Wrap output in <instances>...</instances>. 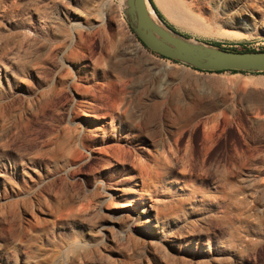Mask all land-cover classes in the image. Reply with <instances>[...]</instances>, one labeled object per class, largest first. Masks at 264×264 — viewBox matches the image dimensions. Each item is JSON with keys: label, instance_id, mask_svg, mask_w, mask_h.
<instances>
[{"label": "rangeland", "instance_id": "rangeland-1", "mask_svg": "<svg viewBox=\"0 0 264 264\" xmlns=\"http://www.w3.org/2000/svg\"><path fill=\"white\" fill-rule=\"evenodd\" d=\"M153 1L198 42H264V0H178L183 19ZM123 7L0 0V264H264V74L160 57ZM118 185L160 233L111 222Z\"/></svg>", "mask_w": 264, "mask_h": 264}, {"label": "water", "instance_id": "water-1", "mask_svg": "<svg viewBox=\"0 0 264 264\" xmlns=\"http://www.w3.org/2000/svg\"><path fill=\"white\" fill-rule=\"evenodd\" d=\"M149 10L157 21L152 19ZM155 10L149 0H124L125 18L149 50L193 66L197 70L264 72V50H230L198 42L169 27Z\"/></svg>", "mask_w": 264, "mask_h": 264}, {"label": "bare ground", "instance_id": "bare-ground-1", "mask_svg": "<svg viewBox=\"0 0 264 264\" xmlns=\"http://www.w3.org/2000/svg\"><path fill=\"white\" fill-rule=\"evenodd\" d=\"M159 2L161 3L163 9L166 11V13H168L169 15L173 16H178L180 18L183 19L182 16H180L177 13V8H178V0H159ZM72 13L74 14V16L76 18H83L84 14L81 10L79 9H74L72 10ZM150 16L152 17V19L154 21H157V19L154 17V14H152L151 10H149ZM192 42V41H189ZM94 65V64H93ZM93 65L90 63H86V65H84V67L86 69H90V70H94L96 71L97 69L95 67H93ZM114 102V104H113ZM112 102L114 109L117 111V108L119 106L120 102H116L115 100ZM83 105L85 107V110L83 111L82 117L84 118V120L87 123H91L96 117L95 114H93V112L91 111L92 109V105L93 102L92 100H90L89 98H85L83 101ZM94 107V106H93ZM121 108V107H120ZM97 123V122H96ZM0 179H7V173H1L0 174ZM110 197H108V199H112L113 197L116 198H125V197H132L131 199L129 198L126 202L121 203L120 206H116L117 208H120L121 210L117 211L116 213H114L116 216L115 217H111V222H113V224H122L127 222L128 227H132L135 232L137 233V235H144V236H148V234L152 233V232H156L160 233L161 227L160 225L157 224L156 220H157V216L154 212H156V207L155 205L152 203L153 202V198L151 196H147V197H138V191L135 189H129L127 187H124L123 185H118L112 189L109 190ZM137 199V200H136ZM141 199V200H140ZM139 200V201H138ZM134 201H138V206H135V203H133ZM139 205H143V207H139ZM113 241V240H112ZM169 243L171 242V238L168 240ZM188 254H191L189 251ZM210 261L216 262V257L213 255H209L208 256Z\"/></svg>", "mask_w": 264, "mask_h": 264}, {"label": "trees", "instance_id": "trees-1", "mask_svg": "<svg viewBox=\"0 0 264 264\" xmlns=\"http://www.w3.org/2000/svg\"><path fill=\"white\" fill-rule=\"evenodd\" d=\"M150 1V3L152 4V6L156 9V11L158 12V8L156 7V5H155V3H154V1L153 0H149ZM158 14H159V12H158ZM159 16L162 18V16L159 14ZM130 27V26H129ZM130 30L132 31V33H134V31L132 30V28L130 27ZM134 35H136L135 33H134ZM136 38L142 43V41L136 36ZM214 44H216V45H218V47H221L218 43H214ZM142 45L144 46V47H146L143 43H142ZM147 48V47H146ZM227 49H230V50H238L237 48H227ZM252 50H257V49H253V48H244V49H242L241 51H252ZM262 50H264V49H262ZM262 50H257V51H262ZM160 56V55H159ZM160 57H163V56H160ZM163 58H166V57H163ZM169 59V58H168ZM225 71H229V72H232V73H234V72H237V73H246V72H244V71H237V70H225ZM215 72H217V71H215ZM220 72H224V71H218L217 73H220ZM254 73H257V72H254ZM257 74H264V72H261V73H257Z\"/></svg>", "mask_w": 264, "mask_h": 264}, {"label": "crops", "instance_id": "crops-1", "mask_svg": "<svg viewBox=\"0 0 264 264\" xmlns=\"http://www.w3.org/2000/svg\"><path fill=\"white\" fill-rule=\"evenodd\" d=\"M241 74H244V77H246L249 81H255L256 77L260 76L257 73H248V72Z\"/></svg>", "mask_w": 264, "mask_h": 264}, {"label": "built area", "instance_id": "built-area-1", "mask_svg": "<svg viewBox=\"0 0 264 264\" xmlns=\"http://www.w3.org/2000/svg\"><path fill=\"white\" fill-rule=\"evenodd\" d=\"M261 45L263 46L264 42H255V46H252V47L253 49L259 50Z\"/></svg>", "mask_w": 264, "mask_h": 264}]
</instances>
